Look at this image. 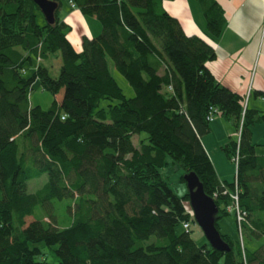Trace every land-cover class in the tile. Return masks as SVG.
I'll list each match as a JSON object with an SVG mask.
<instances>
[{"label": "trees", "instance_id": "16d2710c", "mask_svg": "<svg viewBox=\"0 0 264 264\" xmlns=\"http://www.w3.org/2000/svg\"><path fill=\"white\" fill-rule=\"evenodd\" d=\"M54 1V22L39 26L32 0H0V264H48L42 247L58 264H264V245L248 251L222 233L228 252L195 244L188 195H176L159 171L168 159L193 172L216 203V220L232 213L235 221L223 194L233 180L217 178L201 143L205 115L217 110L234 127L222 146L228 160L238 142L232 179L248 221L240 232L264 236V144L252 143L250 130L264 113L215 80L206 67L215 57L210 41L186 35L163 0H70L100 24L77 51ZM195 1L208 37H218L223 8ZM56 53L51 77L43 62ZM34 80L53 98L45 109L29 101ZM42 174L47 180L29 192L27 181Z\"/></svg>", "mask_w": 264, "mask_h": 264}, {"label": "crops", "instance_id": "0c3cea01", "mask_svg": "<svg viewBox=\"0 0 264 264\" xmlns=\"http://www.w3.org/2000/svg\"><path fill=\"white\" fill-rule=\"evenodd\" d=\"M215 1L223 8L226 23L221 34L212 40L207 35L205 20L195 0H163L162 8L179 21L186 35H198L210 41L215 57L207 61L206 67L215 80L232 92L247 97V108L264 113V0ZM69 11L63 14L71 19L76 18L75 21L86 28L77 34L78 40L74 45L69 42L77 50L76 45L80 46L81 38L95 37L100 24L91 22L89 29L78 9L69 4ZM62 20L68 25L64 18ZM209 126V132L201 136L202 146L217 178L230 182L226 158L217 154L221 153L228 138L233 137L234 127L221 116H216ZM250 130L251 140H254L255 134L259 135L257 141L264 135L261 127L251 126ZM217 229L219 231V224Z\"/></svg>", "mask_w": 264, "mask_h": 264}, {"label": "rangeland", "instance_id": "374dc122", "mask_svg": "<svg viewBox=\"0 0 264 264\" xmlns=\"http://www.w3.org/2000/svg\"><path fill=\"white\" fill-rule=\"evenodd\" d=\"M60 3V8L57 11V16L62 20V18L65 19V21L68 23L70 26L69 31L66 33L67 39L71 44L74 45V43L78 40L77 34L81 31L86 30L85 26L82 25L80 22L75 21L76 18H68V15L65 16L63 13L68 14L69 11V0H58ZM36 23L37 25L41 26L44 22V17L41 15V13L38 11L36 12ZM65 16V17H64ZM82 18H85L87 21V25L89 26V29H91L90 24L91 22L98 23L96 22L95 18L86 16V15H81ZM80 34V33H79ZM76 49L80 50L81 47L79 45H76ZM44 65H46L49 69V73L51 77H54L58 74L59 71V66L61 63V59L59 58L58 54L56 53V56H52L48 58V60L43 62ZM107 67L109 70V73L111 77L115 80L116 84L118 87L121 88L122 94L125 98H130L133 96V90L132 87L128 84L127 80L121 76L115 69L112 64V61L110 58L107 57ZM29 101L34 105H39L42 109H45L49 107V105L52 102V97L47 91H42L39 82L37 80H34L33 84L31 85V90L29 91ZM245 98V97H244ZM247 99V98H246ZM101 104L105 105L106 101H101ZM257 128H263L264 129V121L259 122L258 124L253 125ZM145 134L142 133L141 136H144ZM259 135L255 134L254 140L252 139V142H258L260 144H264V135L262 134L261 138L259 141H257V138ZM133 143L135 146H137L138 140H136V137L134 136L132 138ZM256 144V143H254ZM264 147L262 148V150ZM221 151V150H220ZM222 154V155H221ZM223 158H226L223 154V151L221 153L217 154ZM168 164L165 165V167L160 168L159 171L162 175V177L168 182L170 189L179 197L184 196L187 194V189H186V184L184 181H180V177L184 175L183 170L178 168L177 165H172L170 160L166 159ZM226 162L229 165L227 168H229L230 171V179L233 180V176L235 173V165L234 162L231 159L226 158ZM47 180V176L45 174H42L38 176L37 178L30 179L27 181V188L29 192H34L41 186L45 181ZM183 204L185 205V209L187 212L190 213V219L193 220V213L191 212L190 204L187 199H182ZM217 225L219 224V233L223 234L225 238L230 242H240L239 234L236 229V223L234 221L233 214H226L224 216H221L219 219L216 220ZM190 228H189V234L195 244L198 246L207 244L206 239L204 234L202 233L201 229L199 226L194 223L190 222ZM218 230V229H217ZM241 241L243 242V246L245 247L246 250L248 251H254L255 248L260 247L264 245V236H256L255 234H252L250 230L247 228L242 229V235H241ZM209 245V244H207ZM43 251L42 257H44L45 261L48 264H58L57 261L52 256V252H50L46 247L41 248Z\"/></svg>", "mask_w": 264, "mask_h": 264}, {"label": "water", "instance_id": "95a60500", "mask_svg": "<svg viewBox=\"0 0 264 264\" xmlns=\"http://www.w3.org/2000/svg\"><path fill=\"white\" fill-rule=\"evenodd\" d=\"M39 12L44 17L46 24L54 22V13L57 3L54 0H32ZM186 184L188 202L193 213V222L196 223L205 236L210 248L218 252H228L230 247L216 228V215L218 213L216 203L202 190V184L193 172L183 175Z\"/></svg>", "mask_w": 264, "mask_h": 264}, {"label": "built area", "instance_id": "2783aa9c", "mask_svg": "<svg viewBox=\"0 0 264 264\" xmlns=\"http://www.w3.org/2000/svg\"><path fill=\"white\" fill-rule=\"evenodd\" d=\"M117 3L118 0H116ZM69 4L71 5V7H74L75 5L73 4V2L69 1ZM168 91H172V87L171 86H168L167 87ZM246 101V99H245ZM245 101L243 102L244 104V108L246 107V103ZM243 108V109H244ZM217 110L215 109H212V108H209L207 114L205 115L206 116V120L208 122L212 121L217 115ZM239 131H240V128L238 129V132L235 134L236 136L239 135ZM239 137V136H238ZM236 151L235 153L233 154L232 156V161L234 162V165L236 166L237 164V161L239 159L238 157V142H237V145H236ZM235 176V175H234ZM233 190L231 192L228 193V190H224L223 194H226L227 197H229L231 201L230 204L226 205L225 206V211L227 212H234V215H235V221H236V225H237V232L239 233V238H240V242H241V227H242V224H248V221H246V217H245V212L243 210H240L238 208V192H239V189H237V180L236 178L234 177L233 179ZM183 227L187 230L189 228V223H186V222H183ZM241 245V248H243V242L240 243Z\"/></svg>", "mask_w": 264, "mask_h": 264}]
</instances>
